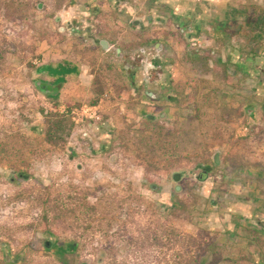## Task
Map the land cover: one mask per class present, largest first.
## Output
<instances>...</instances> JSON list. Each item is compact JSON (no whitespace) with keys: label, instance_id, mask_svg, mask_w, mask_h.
I'll return each mask as SVG.
<instances>
[{"label":"rangeland","instance_id":"374dc122","mask_svg":"<svg viewBox=\"0 0 264 264\" xmlns=\"http://www.w3.org/2000/svg\"><path fill=\"white\" fill-rule=\"evenodd\" d=\"M71 1L32 0V17L13 20L0 7V129L30 138L37 151L21 167L27 178L0 164V251L10 264H186L200 256V264H264V132L247 115L256 91L243 90L253 78L230 87L196 66L188 80H171L169 51L165 80L155 74L137 86L142 75L133 78L131 68L149 72L154 47L136 41L127 12L104 9V0L64 10ZM113 17L125 27L106 52L101 25ZM38 81L62 88L47 95ZM41 109L74 122L65 146L42 145ZM41 182L70 213L52 222L54 239L39 220ZM250 193L254 213L243 205ZM119 227L126 234L109 238Z\"/></svg>","mask_w":264,"mask_h":264},{"label":"crops","instance_id":"0c3cea01","mask_svg":"<svg viewBox=\"0 0 264 264\" xmlns=\"http://www.w3.org/2000/svg\"><path fill=\"white\" fill-rule=\"evenodd\" d=\"M102 5L104 9L107 5L116 7L119 13L126 11L136 32V41L146 42L142 48L154 47L149 72L142 67L131 68L135 69L131 73L132 77L135 75L133 78L137 76L140 80L139 74L142 75L137 86L152 82L155 74L165 80V54L169 51L173 52L171 57L174 59L168 73L171 80L176 75L180 76L178 80H188L190 73H194L191 59L199 58L200 61H195L197 69L210 73L218 84L223 83L224 75H228L230 87L236 81L241 83L239 80L243 81L245 76L248 80L253 78L249 83H243V90L256 91V98L248 102L249 108L253 109L248 110L247 115L251 122L256 121L255 124L263 127L261 132H264V0H104ZM86 9L97 14L94 11L98 8L86 6ZM134 15L149 18L145 25L135 24ZM123 21L113 17L102 23L100 45L106 41L109 50L117 45L114 41L118 42L120 28L125 27ZM102 49L109 51L103 46ZM201 58L207 61H201ZM206 63L205 67L203 64ZM233 75H237L236 78ZM225 87L229 89V84ZM246 196L243 199V205L248 209L246 213H254L258 207L257 196L254 193Z\"/></svg>","mask_w":264,"mask_h":264},{"label":"trees","instance_id":"16d2710c","mask_svg":"<svg viewBox=\"0 0 264 264\" xmlns=\"http://www.w3.org/2000/svg\"><path fill=\"white\" fill-rule=\"evenodd\" d=\"M75 4V0H73L71 1V5H64L62 8L66 10L69 8V6L71 8L73 5L75 6ZM0 7L5 10L6 17L11 20L22 18L24 16L32 17V14L37 9V6L33 5L32 0H0ZM140 44H142L141 46H145L146 42L143 41ZM125 48H131V46L127 45L125 46ZM1 58L2 54L0 51V59ZM201 61L205 62L207 61V59L203 58ZM193 64V68H196L197 64ZM203 65L206 67L207 63ZM228 78V75H224L221 80H223V82H227ZM61 84L62 83H59V85H57V87L55 88V86L50 83L38 81L36 83V86L41 92L47 95H51L54 92L58 94V92L62 88ZM94 103H97V100H95ZM40 114L43 116L45 122L44 136L41 141L42 145L53 148L65 146L74 130V122L71 120V118L58 111L47 112L43 109L40 110ZM30 140V138L24 136L21 133H9L7 130L0 129V164L8 165L7 169H5V172L8 176L17 175L19 178H27L26 176H24L25 173L21 170V167L26 166V168H29L31 164L29 161L34 158L37 152L33 151V145L31 144ZM41 187L42 192L37 199L38 205L41 208L39 220L41 221V225L43 226L45 235L54 239L52 230L50 229L52 222L68 219L70 213L64 211L61 203L59 202L60 198H52L50 186H45L41 182ZM121 232H124L126 234L127 229H125V227H119L116 233L114 232L112 233V235H109V238L118 240L120 239ZM133 239L134 238L132 236L128 237V245L130 247L135 244ZM145 240L148 241V239ZM142 243L145 244V242ZM53 245V240L45 243V247L48 249ZM209 246H211V244L205 246V248L203 249L204 253L207 252V248ZM109 248L112 251L116 250V248L111 244H109ZM199 259H201V256L199 257ZM199 259L195 258L193 262H187L186 264H200ZM10 263L11 258L9 257L7 249L4 247L2 251H0V264Z\"/></svg>","mask_w":264,"mask_h":264},{"label":"flooded vegetation","instance_id":"af4514ba","mask_svg":"<svg viewBox=\"0 0 264 264\" xmlns=\"http://www.w3.org/2000/svg\"><path fill=\"white\" fill-rule=\"evenodd\" d=\"M119 2V1H118ZM118 5V4H117ZM119 5H121V4H119ZM76 4H75V6L73 5L71 8H76ZM71 10V9H70ZM68 17L69 18H67V21H68V28L71 30V31H73V32H76V31H78V25H76V23H74V21H75V18L74 19H72L69 15H68ZM149 17H147V18H144V17H142V16H138V15H134L133 16V23H135V24H143V25H145V23H147V19H148Z\"/></svg>","mask_w":264,"mask_h":264},{"label":"water","instance_id":"95a60500","mask_svg":"<svg viewBox=\"0 0 264 264\" xmlns=\"http://www.w3.org/2000/svg\"><path fill=\"white\" fill-rule=\"evenodd\" d=\"M41 8H42V4L40 3L38 5V9H41ZM101 45L104 47L105 50H109V46H108V43L106 41H102ZM150 118H153V117H150ZM182 177H183V173H179V172L175 173V174H173V181L178 183L181 180ZM151 188L153 190H155L156 186L153 185Z\"/></svg>","mask_w":264,"mask_h":264},{"label":"built area","instance_id":"2783aa9c","mask_svg":"<svg viewBox=\"0 0 264 264\" xmlns=\"http://www.w3.org/2000/svg\"><path fill=\"white\" fill-rule=\"evenodd\" d=\"M75 113H76L75 110H73V111L71 112L72 115H75ZM245 130H247V129H245Z\"/></svg>","mask_w":264,"mask_h":264}]
</instances>
